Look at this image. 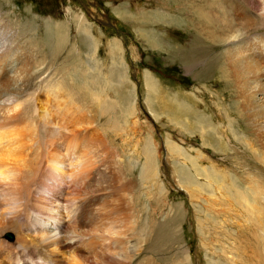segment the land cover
Here are the masks:
<instances>
[{
	"label": "rangeland",
	"instance_id": "obj_1",
	"mask_svg": "<svg viewBox=\"0 0 264 264\" xmlns=\"http://www.w3.org/2000/svg\"><path fill=\"white\" fill-rule=\"evenodd\" d=\"M159 1L0 0L2 17L14 29L18 45L26 46L32 54L36 70L20 98L24 116L31 121L32 130V124L38 125L33 119L38 122L43 117L41 110L35 111L34 103L40 108L42 102L48 107L47 118L51 115L50 126L63 123L69 130L89 129L94 136H101L113 152V162L133 178V215L141 229L127 244L133 257L126 264H264V148L240 116L242 107L234 92L225 94L217 85L198 79V72L210 62L209 55L200 51L190 58L192 64H183L166 53L172 40L175 44L191 42L188 34L193 30L185 23H174L177 14L170 10L169 22L163 23L160 15L147 20L144 13L164 7ZM121 5L127 6L123 8L128 13L116 12ZM187 17L181 19L188 23ZM114 43L121 47L117 55L112 50ZM89 72L110 103L85 89ZM118 73L125 77L121 86L116 83ZM152 81L161 85L164 93L161 99L150 95L161 113L159 119L146 101L150 94L147 82ZM125 88L133 93L141 120L148 121L149 127L128 124L125 128L126 117L119 108ZM27 98L31 100H24ZM105 104H110L109 110ZM165 104L173 111L166 112ZM114 116L122 128L117 129ZM200 116H205L204 120ZM148 128L157 135L161 149L155 181L141 176L151 132ZM41 131L43 140L46 134ZM168 134L183 143L188 159L170 153ZM207 165H214V176L201 172ZM182 168L195 179L200 192H192L195 186L181 185ZM241 195L243 200L238 199Z\"/></svg>",
	"mask_w": 264,
	"mask_h": 264
},
{
	"label": "bare ground",
	"instance_id": "obj_2",
	"mask_svg": "<svg viewBox=\"0 0 264 264\" xmlns=\"http://www.w3.org/2000/svg\"><path fill=\"white\" fill-rule=\"evenodd\" d=\"M161 2L162 9L144 13L147 20L160 15L164 17L163 23L169 22L167 17L173 15L168 12L170 10L177 14L174 23H185L186 28L193 30L188 34L191 42L175 44L172 40L173 45L166 48V53L175 55L183 64H192V57L198 56L200 51L209 55L210 62L198 72V79L217 85L225 94L234 92L242 107L240 116L246 119L264 148V0ZM123 7L127 6L116 8L119 15L128 13ZM185 15L190 19L188 23L181 19ZM170 30L173 33V29ZM13 31L0 13V264H126L133 257L127 244L141 229L133 215L134 200L130 195L134 180L120 164L113 162V152L101 136H94L89 129L86 132L69 130V125L63 123L50 126L51 115L48 119V107H43L42 102L40 108L34 103L35 111L41 110L43 117L38 118V122L33 119L32 123L38 125L32 124L30 130L31 121L24 116L20 98L28 90V81L36 70L32 68V54L26 51V46L18 45ZM57 32L61 33L60 29ZM112 47L115 55L121 51L118 43ZM88 74L85 89L94 91L97 98L110 103L108 95L100 91L101 84H95L91 72ZM124 81L125 77L118 73L117 85L121 86ZM147 89L150 92L146 99L148 107L159 119L161 113L154 108L150 95L161 99L163 88L152 81L147 82ZM31 95L37 99L35 94ZM28 99L31 100H24ZM119 103L120 112L126 117L125 128L128 124L150 126L148 121L142 122L132 92L127 93L126 89L125 95H120ZM109 106L105 104V110ZM164 109L173 111L167 104ZM187 109L189 111L190 107ZM204 118L200 116V120ZM113 120L117 129L122 128L118 118ZM40 131L46 134L43 140H40ZM156 138L151 131L143 152L145 163L141 176L148 181L157 180L159 173L158 151L161 149ZM167 145L171 154L188 159L183 143L174 140L170 134ZM212 167L214 165L201 167V172L214 176L216 170ZM180 171L181 185L195 186V179L187 175L188 171L183 168ZM200 189L196 185L192 192L198 193ZM238 199L243 200L244 196H238ZM8 234L11 237L8 238Z\"/></svg>",
	"mask_w": 264,
	"mask_h": 264
}]
</instances>
